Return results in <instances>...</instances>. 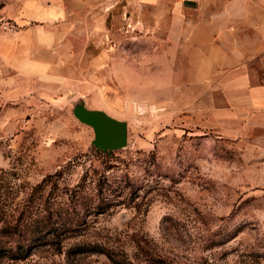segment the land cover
Returning <instances> with one entry per match:
<instances>
[{"label": "rangeland", "instance_id": "rangeland-1", "mask_svg": "<svg viewBox=\"0 0 264 264\" xmlns=\"http://www.w3.org/2000/svg\"><path fill=\"white\" fill-rule=\"evenodd\" d=\"M162 1L0 0V197L73 226L60 252L0 264H111L67 249L132 256L137 241L176 264H264V125L201 124ZM98 112L126 125L124 146L96 144Z\"/></svg>", "mask_w": 264, "mask_h": 264}, {"label": "crops", "instance_id": "crops-1", "mask_svg": "<svg viewBox=\"0 0 264 264\" xmlns=\"http://www.w3.org/2000/svg\"><path fill=\"white\" fill-rule=\"evenodd\" d=\"M168 24L171 72L176 64L187 91L201 89L191 105L201 124L233 133L264 125V0H173Z\"/></svg>", "mask_w": 264, "mask_h": 264}, {"label": "trees", "instance_id": "trees-1", "mask_svg": "<svg viewBox=\"0 0 264 264\" xmlns=\"http://www.w3.org/2000/svg\"><path fill=\"white\" fill-rule=\"evenodd\" d=\"M78 188H82V185L79 184ZM71 193L81 197L78 190ZM71 208L74 209L75 204ZM106 210L107 202H99L95 206H85V216L94 213L100 214ZM24 211L21 209L18 212L12 196L0 197V258L21 259L32 248L44 245H54L55 250L60 252L61 241L65 238V234L73 229L72 219L59 222L51 220L50 215L37 218V216L31 215L30 211L27 212L28 214H25ZM167 220L169 217H163L162 225ZM73 222L84 223L83 220H73ZM228 240L229 237L224 242ZM134 243L135 250L132 256L127 255L124 250L114 251L110 244L105 246L99 243H76L69 246L67 253L71 255L100 254L111 264H176L157 252L155 248L150 247L145 241L143 244L138 241ZM214 245L212 242L209 247Z\"/></svg>", "mask_w": 264, "mask_h": 264}, {"label": "water", "instance_id": "water-1", "mask_svg": "<svg viewBox=\"0 0 264 264\" xmlns=\"http://www.w3.org/2000/svg\"><path fill=\"white\" fill-rule=\"evenodd\" d=\"M96 144L102 148H118L126 143V125L98 112L93 119Z\"/></svg>", "mask_w": 264, "mask_h": 264}]
</instances>
